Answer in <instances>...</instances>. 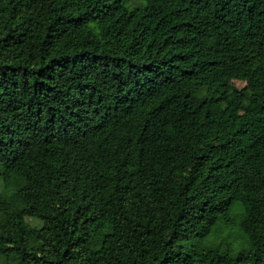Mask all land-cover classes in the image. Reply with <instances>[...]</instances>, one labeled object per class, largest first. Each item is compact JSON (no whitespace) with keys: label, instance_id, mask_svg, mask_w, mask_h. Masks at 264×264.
<instances>
[{"label":"trees","instance_id":"1","mask_svg":"<svg viewBox=\"0 0 264 264\" xmlns=\"http://www.w3.org/2000/svg\"><path fill=\"white\" fill-rule=\"evenodd\" d=\"M0 257L264 264V0H0Z\"/></svg>","mask_w":264,"mask_h":264},{"label":"rangeland","instance_id":"2","mask_svg":"<svg viewBox=\"0 0 264 264\" xmlns=\"http://www.w3.org/2000/svg\"><path fill=\"white\" fill-rule=\"evenodd\" d=\"M232 84L239 88V87H242L243 85H245V82L242 81V80H238V79H233L232 80ZM27 222L31 223V224H34V225H39L41 222L37 219H33V218H30V217H27L26 218ZM97 222H95L93 224V228H94V225H96ZM96 228H100L99 224L96 226ZM95 229V228H94ZM226 236V232L225 231H219L213 238V242H221L224 237ZM4 262L3 258L0 257V264H2Z\"/></svg>","mask_w":264,"mask_h":264}]
</instances>
